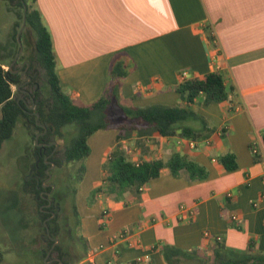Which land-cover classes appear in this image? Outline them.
Returning a JSON list of instances; mask_svg holds the SVG:
<instances>
[{
  "label": "crops",
  "instance_id": "0c3cea01",
  "mask_svg": "<svg viewBox=\"0 0 264 264\" xmlns=\"http://www.w3.org/2000/svg\"><path fill=\"white\" fill-rule=\"evenodd\" d=\"M36 6L52 37L60 86L71 101L96 102L112 63L124 61L130 69L121 82L125 104L188 109L213 128L208 139L192 147L187 139L158 134H134L121 141L120 148L134 163L167 161L179 153L207 172L204 180L190 181L163 169L139 196L101 191L103 165L118 144V131L99 130L87 139L89 154L74 187L76 235L88 245L83 262L166 264L164 246L209 255L213 237L236 252L251 244L264 254V0H36ZM182 73L186 81L220 74L237 96L207 101L201 93L187 103L177 90ZM254 141L256 155L249 148ZM226 154L235 158L232 171L218 161ZM59 185L58 220L52 228L59 230L55 244L62 251L67 192L61 176ZM27 199L32 200L29 214L37 216L35 223L41 221L34 199ZM189 211L193 218L188 219ZM29 225L30 230L35 226ZM205 233L211 238H204ZM43 236L48 246L51 240L47 233ZM43 246L36 252L40 260Z\"/></svg>",
  "mask_w": 264,
  "mask_h": 264
},
{
  "label": "trees",
  "instance_id": "16d2710c",
  "mask_svg": "<svg viewBox=\"0 0 264 264\" xmlns=\"http://www.w3.org/2000/svg\"><path fill=\"white\" fill-rule=\"evenodd\" d=\"M9 2H15L24 11L27 42L30 37L33 44L32 59L43 70L48 99L38 100L39 92H35L32 96L36 104L35 110L30 111L25 102L18 100L12 91V86L18 84L20 77L13 75L10 70L5 71L0 63V149L4 141L11 138L16 124L21 120L40 134L46 131L37 139L34 136L33 164L35 176L45 177L48 165L44 159L54 150L56 145L53 141L56 137L62 140L64 164L73 166L85 162L89 154L87 139L90 136L99 130L115 129L118 131L116 137L118 144L103 165L105 173V184L101 189L103 193L116 197L126 193L139 196L143 187L156 179L163 169H168L176 178L185 175L190 181H202L206 178L207 172L203 167L179 153L173 154L167 161L159 159L141 161L136 165L120 148V142L134 134L137 138L158 134L162 137L187 139L194 143L205 141L213 132V128L204 117L179 107L162 105L135 107L125 104L120 89L121 82L129 75L130 69L124 61L112 63L108 84L96 102L89 105L74 103L60 86L52 37L42 14L37 9L36 0ZM205 33L207 40L212 43L214 38L210 29L207 28ZM177 90L187 103H192L201 93L206 95L207 101L230 100L237 96L234 87L224 86L223 76L217 73L207 74L202 79L187 80L180 83ZM42 144L51 145L48 147ZM218 161L227 171L236 168L235 158L231 154L220 157ZM53 164L59 166L61 161L55 160ZM68 180L69 177H66L65 188L70 201L66 200L64 211L65 217L69 220L68 228L71 230V243L68 248L71 262L65 264H92L83 262L88 245L85 239L76 235L79 221L74 203L76 191L71 188ZM44 190L48 189H43L41 184H37L29 177L23 181L21 187L23 195L34 199L35 212L42 222L51 214L42 209V205L46 204L41 195ZM57 220L56 214L52 220L46 221L43 232L51 231V226L53 227ZM214 241L215 245L209 255L202 254L199 250L185 251L173 246H164L162 256L166 264H264V254L255 252L251 244L245 251L236 252L226 248L220 241ZM54 251L59 254L60 259L64 258L59 246L55 247ZM45 255L46 252L43 253V258ZM1 258L0 253V262Z\"/></svg>",
  "mask_w": 264,
  "mask_h": 264
},
{
  "label": "rangeland",
  "instance_id": "374dc122",
  "mask_svg": "<svg viewBox=\"0 0 264 264\" xmlns=\"http://www.w3.org/2000/svg\"><path fill=\"white\" fill-rule=\"evenodd\" d=\"M23 12L15 2L0 0V62H3L5 71L10 70L13 75L21 76L18 86L26 93L17 92L16 86L13 85L14 96L18 100H23L27 108L34 112L36 104L32 96L38 91V100H47L48 89L43 70L32 59L33 44L30 37L27 42L23 27ZM27 78H30L31 82L25 85L23 81ZM36 135L40 136L36 130L21 120L16 124L12 137L4 142L0 150V253L2 254L0 264H44L43 260L46 264H52L51 260L58 255L53 251L48 257L43 258L42 255L43 260L37 257L36 252L42 244L43 253L49 252V247L46 245L47 238L43 236L45 235L43 222L38 220L35 223L37 216L29 214L32 200L27 199L21 191L22 183L26 177H29L27 174L32 168L33 159L35 160L34 136ZM53 143H56L55 158L61 161V164L56 169L53 168V179L50 183L56 186L57 192L61 189L60 176L62 189L65 178L71 177L70 186L74 189L85 162L73 166L64 164L62 140L56 137ZM69 201L70 198H67V202ZM65 216V211L62 210V253L63 259L71 262L68 249L71 238L68 234L69 228L65 225ZM33 222L35 226L32 225V230L28 229L29 224ZM34 230H37V236ZM53 237L56 238L57 235Z\"/></svg>",
  "mask_w": 264,
  "mask_h": 264
},
{
  "label": "flooded vegetation",
  "instance_id": "af4514ba",
  "mask_svg": "<svg viewBox=\"0 0 264 264\" xmlns=\"http://www.w3.org/2000/svg\"><path fill=\"white\" fill-rule=\"evenodd\" d=\"M19 77H20L19 80H21V76H19ZM30 82H31L30 78H27V80L23 81V84L27 85ZM16 87H18V84L16 85ZM17 90H20L24 94L26 93L23 89L21 90L20 87H19V89L17 88ZM45 133H46V131H44L41 134L40 133H38V134L43 135ZM36 136L39 137L38 135H36ZM42 145H46L49 147L51 144H42ZM55 155H56V148H54V150H52V152L50 154L46 155V157L44 159V162L48 165V168L45 170V177L35 176L36 171H35V168L33 166L31 169H29V172L27 174L29 176V178H32V181L35 180L37 184H41L43 189H48V190H44L43 192H41L42 198L46 201V204L42 205V209L44 212L51 213L50 217L43 222V225L46 221H50L56 216V211L58 209V207H57L58 204L56 202V200L58 199V196L55 193L56 186L54 184L50 183L51 180L53 179V171H54V169H56L58 167L57 165L53 164V161L57 160L55 158ZM26 179H28V177H26ZM62 199H64V195H62ZM62 202H63V200H62ZM62 210H64L63 207H62ZM65 222H66L65 225L68 226L69 220H67V218H66ZM58 231H59L58 228L54 229V228H52V226H51V231L46 230L45 233L48 234L51 241L49 242V245H48L49 252H46L45 257H48L50 255L49 253L53 252L55 247L59 246V245L55 244L56 238L53 237V236H55L56 233H58ZM68 234L71 235L70 229L68 231ZM59 248H60V246H59ZM66 262H68V261H65V259H63V258L62 259L59 258V254L57 255V257H55V259L51 260L52 264H65ZM44 263L46 264L45 260H44Z\"/></svg>",
  "mask_w": 264,
  "mask_h": 264
},
{
  "label": "built area",
  "instance_id": "2783aa9c",
  "mask_svg": "<svg viewBox=\"0 0 264 264\" xmlns=\"http://www.w3.org/2000/svg\"><path fill=\"white\" fill-rule=\"evenodd\" d=\"M185 81H186V73H182L181 74V83H183ZM189 144L192 147L194 145V142L189 141ZM249 148H250V152L252 153V155H256L258 153L255 141L250 143V147ZM135 164L137 165L138 163H135ZM226 197L230 198L231 197V193L230 192L226 193ZM180 209L182 211H184V207L183 206H181ZM187 217H188V219L189 218H193V212L192 211L187 212ZM231 220L232 221H237V218L234 215H232L231 216ZM119 238H123V233H120ZM204 238L209 239V238H211V236L208 233H205L204 234ZM213 239L216 240V241H220V237H213ZM145 259H148V257H145Z\"/></svg>",
  "mask_w": 264,
  "mask_h": 264
},
{
  "label": "water",
  "instance_id": "95a60500",
  "mask_svg": "<svg viewBox=\"0 0 264 264\" xmlns=\"http://www.w3.org/2000/svg\"><path fill=\"white\" fill-rule=\"evenodd\" d=\"M24 24H25V20H24V18H23V27H24ZM17 88L19 89V86H18ZM37 119H38V117H37ZM36 139H37V137H36ZM53 144L56 145V143H53ZM55 148H56V146H55Z\"/></svg>",
  "mask_w": 264,
  "mask_h": 264
}]
</instances>
